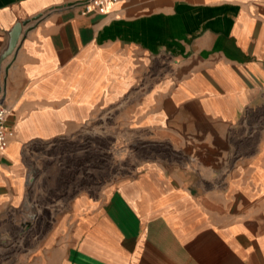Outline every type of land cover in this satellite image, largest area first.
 <instances>
[{
	"label": "crops",
	"instance_id": "obj_1",
	"mask_svg": "<svg viewBox=\"0 0 264 264\" xmlns=\"http://www.w3.org/2000/svg\"><path fill=\"white\" fill-rule=\"evenodd\" d=\"M0 0V217L22 210L26 145L104 115L176 159L81 193L20 264H264V0Z\"/></svg>",
	"mask_w": 264,
	"mask_h": 264
},
{
	"label": "rangeland",
	"instance_id": "obj_2",
	"mask_svg": "<svg viewBox=\"0 0 264 264\" xmlns=\"http://www.w3.org/2000/svg\"><path fill=\"white\" fill-rule=\"evenodd\" d=\"M175 159L168 145L154 142L145 130L123 127L113 114L71 136L29 142L23 153L27 186L22 210L0 217V264H20L77 195H98L143 163Z\"/></svg>",
	"mask_w": 264,
	"mask_h": 264
},
{
	"label": "built area",
	"instance_id": "obj_3",
	"mask_svg": "<svg viewBox=\"0 0 264 264\" xmlns=\"http://www.w3.org/2000/svg\"><path fill=\"white\" fill-rule=\"evenodd\" d=\"M119 0H72L65 6L67 9L76 10L80 15L107 14ZM3 93L0 92V102ZM9 110L0 103V153H2L14 138V131L7 125Z\"/></svg>",
	"mask_w": 264,
	"mask_h": 264
},
{
	"label": "water",
	"instance_id": "obj_4",
	"mask_svg": "<svg viewBox=\"0 0 264 264\" xmlns=\"http://www.w3.org/2000/svg\"><path fill=\"white\" fill-rule=\"evenodd\" d=\"M22 25H24V23H17L8 32L6 43L0 52V67L1 63L14 51L22 32Z\"/></svg>",
	"mask_w": 264,
	"mask_h": 264
}]
</instances>
